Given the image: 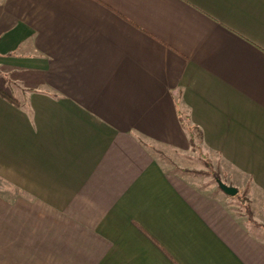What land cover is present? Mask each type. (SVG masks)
Here are the masks:
<instances>
[{
    "label": "crops",
    "instance_id": "1",
    "mask_svg": "<svg viewBox=\"0 0 264 264\" xmlns=\"http://www.w3.org/2000/svg\"><path fill=\"white\" fill-rule=\"evenodd\" d=\"M0 89V264H264L160 159L264 199V0H0Z\"/></svg>",
    "mask_w": 264,
    "mask_h": 264
},
{
    "label": "rangeland",
    "instance_id": "2",
    "mask_svg": "<svg viewBox=\"0 0 264 264\" xmlns=\"http://www.w3.org/2000/svg\"><path fill=\"white\" fill-rule=\"evenodd\" d=\"M193 132L195 136V145L192 146V150L190 149L184 156H163V158H160L163 164L168 169L178 171L185 179L196 183L203 191L221 196L225 200L226 205L233 210L236 215L243 218L247 217V219H253L252 212L255 211L254 213L258 215L259 218L264 219V199L261 196L258 197L256 194L252 195L251 198L248 189L243 187L241 181L238 180L237 182V180H235V183L240 187H237L238 192L233 196L224 194V192L220 190L216 180L220 179L224 183L233 186L236 184L230 182L232 175L225 171L219 159L212 157L210 152L202 146L197 132ZM180 169L181 171H179ZM261 225L264 226V222Z\"/></svg>",
    "mask_w": 264,
    "mask_h": 264
},
{
    "label": "water",
    "instance_id": "3",
    "mask_svg": "<svg viewBox=\"0 0 264 264\" xmlns=\"http://www.w3.org/2000/svg\"><path fill=\"white\" fill-rule=\"evenodd\" d=\"M216 182L220 190H222L225 194L229 196H233L238 192V189L236 187L228 185L223 181H221L220 179H217Z\"/></svg>",
    "mask_w": 264,
    "mask_h": 264
},
{
    "label": "trees",
    "instance_id": "4",
    "mask_svg": "<svg viewBox=\"0 0 264 264\" xmlns=\"http://www.w3.org/2000/svg\"><path fill=\"white\" fill-rule=\"evenodd\" d=\"M0 96L6 98L9 101L15 102L14 98L10 94L6 93L5 91H3L1 89H0ZM192 132H193V129L190 130V143L192 146H194L195 145V142H194L195 136H194V132L193 133ZM179 171H181V169Z\"/></svg>",
    "mask_w": 264,
    "mask_h": 264
}]
</instances>
